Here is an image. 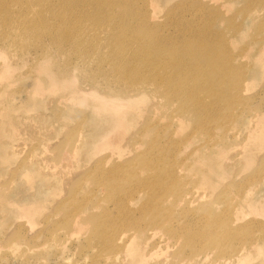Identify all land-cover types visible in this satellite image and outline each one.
<instances>
[{
    "label": "bare ground",
    "instance_id": "obj_1",
    "mask_svg": "<svg viewBox=\"0 0 264 264\" xmlns=\"http://www.w3.org/2000/svg\"><path fill=\"white\" fill-rule=\"evenodd\" d=\"M52 1L38 0L39 9L30 15L32 23L17 22L9 19L10 15L4 16V23L20 41L16 37L11 39L9 47L5 37H0V57L3 58L0 95L8 100V88L25 75L31 79L28 86L20 89L26 92V97L35 100L43 97L46 91L53 98L58 96L56 103L62 100L81 105L90 103L99 120L103 117L110 122L109 127L106 125L108 128L104 129L103 126V130L101 127L95 137L92 149L95 162L89 170L83 166L71 171V159L65 161L60 153L55 156L60 164L54 161L58 166L49 163V167L56 170L61 167L63 188L69 195L83 191L81 178L88 176L99 184L98 189L104 191L108 185L109 191L114 192L113 195L108 193L109 198L116 194L117 199L128 206L121 205L122 211L117 210L115 214L104 207V215L95 226V234L102 246L113 251L112 263L152 264L151 259L156 258L153 264H245L252 259H259L264 264V200L256 195L259 193L256 187L264 184V111L252 110L246 102L248 99L243 98L247 89L241 71L243 67L238 69L237 65H247L243 62L246 54L235 55L225 48L227 43L223 46L225 42L222 44L218 39V45L210 42L214 38L211 39L208 32V28L213 27V17L209 14L212 21L208 18L209 22L199 26L198 39L195 37L192 42L194 37L190 39L184 35L188 33L184 27L181 29L185 31L179 30L183 34H176L175 40L168 38L172 35L165 38L168 31H163L165 37L155 35L154 31L161 24L149 10L146 16L138 12L140 14L134 18L127 17L126 13V16L116 13L123 3L119 0H55L56 5L50 6L48 3ZM256 1L264 11V0ZM226 3L228 5L230 0ZM85 5H89L90 10L81 12ZM18 7L25 8L21 4ZM67 8L75 9V12H61ZM260 15L257 9L250 12L255 23ZM83 17L88 18L87 22L81 21ZM106 23L113 26L114 40L115 35L119 39L130 30L134 33L129 43H115L116 54L109 46L112 51H108L113 53H107L109 58L107 54L104 58L102 51L96 56L98 49L83 46L84 33L74 32L91 27L93 29L88 30L99 35L101 30L94 28H102ZM240 24L239 28L243 27ZM43 36L50 39L43 42ZM112 39L110 42L114 43ZM258 43L259 49L252 57L253 65L264 68V43ZM31 44L37 48V56L28 54L24 57L16 51L21 45L22 53H30ZM130 44L132 50L127 52ZM73 55L77 56L71 60ZM30 59L33 62L30 71L34 75L16 74L14 64ZM79 78L90 87H83ZM209 96H213L211 100ZM147 101L161 114L156 116V121H153L154 117H148L149 120H145L148 124L145 123L141 130L142 123L139 124L136 130L140 138L138 136L139 140H136H145L147 136L150 139L143 141L147 142L144 148L141 141L131 149L136 136L128 134L134 118L130 115L141 116V108H138ZM245 102L251 109L238 110L237 106ZM4 116L9 118L10 115ZM248 116H252L254 122L251 126L248 124L245 134L235 130L234 127L243 124ZM225 118L229 121L224 122ZM8 122L4 123L6 127L17 130L16 123L9 119ZM190 123L193 126L191 132L183 134ZM161 135H167V143L160 142ZM79 136L72 142L75 147L80 141ZM234 139H239L241 146L231 151L229 141ZM128 142L130 149L125 148ZM252 168L250 174L240 178L243 171ZM87 202L88 197L80 202L77 221L80 219L81 224L97 220L93 212L85 214L86 220L82 219L89 204L92 209L101 208L103 204L89 203L87 206ZM258 202L261 207L256 206ZM119 219L118 226L124 229L118 232L111 220L116 224ZM109 229L114 231L109 232ZM161 249L166 251L159 254L160 258L157 252Z\"/></svg>",
    "mask_w": 264,
    "mask_h": 264
},
{
    "label": "rangeland",
    "instance_id": "obj_2",
    "mask_svg": "<svg viewBox=\"0 0 264 264\" xmlns=\"http://www.w3.org/2000/svg\"><path fill=\"white\" fill-rule=\"evenodd\" d=\"M119 1L120 3H123L121 5L122 7H119L118 12L115 11L116 13H119L122 16H126V13L127 17L133 18L140 14L138 12H141L145 16L149 14V12L150 15L155 14L156 22L161 24V27L158 26L157 30L154 31L155 35H164L163 37H165L163 31H165V33L168 31L166 33L168 35H166L165 38H167L169 35H172L173 37H168L171 40L172 38L173 40H175L177 36L176 34H183V31L186 30V32L188 31V33L184 35H188L190 39L194 37V40H191L192 42H194L195 37L196 39H198L197 32L200 30L198 29L199 26H203L205 23L209 22L208 18H210L211 22L212 16L213 27H209L208 32L210 35H212L211 39H214L210 42L215 46L218 45L217 42L222 41V44L225 42L223 46H225V44L227 43L225 48L229 49L235 55H239V53L240 55L246 54V56L243 58L245 61L243 62L247 63V65H237L238 69L240 67H243L242 70H240L243 72L242 74H244L243 76L247 89V91L243 93V98L248 99L246 102L249 103V106L252 108V110L254 108V111L257 109H259L260 111H264V68H257L255 65H253L252 58L259 49L258 47L260 46V44L258 42L260 41L261 44L264 43L262 40L264 39V11L262 10V6H260L256 0H230V3H228V5L226 3L228 2V0ZM125 2L131 5V9ZM124 3L126 5H124ZM19 4L23 5L25 8L19 9ZM48 4L50 6H55L56 1L53 0ZM3 8L8 9L9 12L6 13ZM125 8H127L126 10L128 12L125 10ZM142 8L144 9V11ZM37 9H39L38 0H19L18 4L13 0H0V37H5V39L8 41L9 47V41L11 39L14 40L15 37L19 41L20 39L19 37L15 36L14 32H12L6 26V23H4V16L10 15L9 19L17 22L27 21V23H32L31 19L33 17H31L30 19V15L32 16L34 14L33 11L35 12ZM252 9H257L258 14H261L256 23L253 17L251 18L250 16V12ZM65 10L68 14L75 12V9L70 10L68 8L62 9L61 12L63 13ZM81 10H83L81 12H88L87 10H90V7L89 5H85L81 7ZM91 11H95L94 8H91ZM209 11L212 12L213 15L211 13H208ZM169 12H171L172 14ZM208 14L211 16L208 17ZM177 18L182 21L180 22ZM86 19L88 18L83 17L81 21L87 22ZM253 21L255 24L253 23ZM239 24L241 26L243 25V27H240L241 29L239 28ZM103 26L102 28L104 31L102 30L101 26H99L98 29H95L97 27L94 28V30H101L99 31V35H96V33H92L91 31H89V28L91 30L93 29L91 27H85L78 31L74 30V32L79 35H82V32L84 33V41L82 43L84 47L93 50L98 49V52L96 51V56H100L103 53V57L106 58L107 53H109V55H113V53L116 54V52H114V50L117 48V45H115V43H118V45L123 44L126 43V41L128 42L134 38V33L132 30H130L127 32V35H124L125 38L120 36L118 37L123 41L117 39L118 35H115L113 37H116L114 40L112 39V32H114V29L112 28L113 26H109L108 23H106V25L104 24ZM165 26L170 27L166 28ZM177 26L180 29H177ZM183 27L185 30L181 29ZM176 29L178 30V32ZM170 30H172L173 32H171ZM179 30H183L181 31L182 33ZM140 31L144 32L143 29H141ZM157 31H159V33ZM214 32H216L215 34L217 36L214 34ZM101 36L104 38V40ZM219 36H222L223 38H219ZM110 38L114 43L110 42ZM48 39H50L49 36H43V42ZM97 41H100V45L97 43ZM142 42L143 40H141V43ZM139 43L140 41L137 42V44ZM221 43H219V45ZM97 45H99L100 47ZM20 46L16 49V51L21 56L26 57L28 56V54L37 56V54L35 53V50L37 48H35L34 44H31V46L29 47L30 53H22V49H20ZM101 46L103 47V49ZM109 46H111L110 48L113 49V51L109 48ZM128 48L129 49L127 50V52H130L132 50L131 44ZM108 50H111L113 53L109 52ZM100 51H102L101 54ZM109 55L107 54V58L111 57ZM76 56L77 55H73L70 57V59L72 60L76 58ZM2 59L3 58L0 57V63ZM75 61L79 62L77 60ZM32 64V59H30L26 63L19 62L17 64H14L15 73L18 74L20 72L25 73L29 76L34 75V72L30 71ZM250 64L252 68L250 67ZM106 67H108V64H106ZM30 80V77L27 78L24 75L19 82L15 83L14 86L12 85L8 88L10 91L6 89L5 91L8 90L7 93L9 94L8 100H5L4 95H0V112L1 110H3V114H0V125H3L0 126V264H113L112 258H110L113 251H109L102 246L103 244H101L95 234V226L98 220L101 219L104 215L105 208H110L111 213L115 214L117 210L122 211L121 205H124L125 207L128 206L119 201L116 197V194L114 195V197L109 198L108 193L113 195L114 192L109 191L108 185L106 189H104V191L98 189L99 184L92 182L88 176L81 178L80 186H84V190L77 192V194L74 196L69 195L67 194V190L63 188L64 185L62 181V175L59 173L61 167L57 168V170L49 167L50 164H60L59 159H55L57 153H60L61 155H64L62 156L65 157V161H68L66 160L68 158L71 159V163H69L71 164V171L75 172L77 170H80L83 168V166L89 170V168H91V166L95 162V159L92 158V153L95 145V137L101 132V130H103V126L104 129L107 126L109 127L110 122L103 117H100L99 120V117L95 116L96 113L94 112L93 107L90 105V103L81 105L72 102L64 103V100H62L58 101V104L56 103V99L58 98V96L53 98L46 91L44 93V96L40 97L41 99L37 98L34 100L29 96L26 97V92L24 93L20 89L22 87L24 88V86H28ZM81 81L82 79H80L79 82L80 84H83V87H90L87 86L86 82L81 83ZM211 97L213 96H209L208 99L211 100ZM246 102L242 104L245 105L243 106L245 109L240 104L237 106L238 110L241 109L247 111L250 107L248 106V104H246ZM150 103L151 102L147 101V103L145 102V105L141 104L139 106L138 109L141 108L140 112H142L141 116L140 114H137V116L136 113L130 115L134 118L132 119L133 126L132 128H130V131H128V134H131L129 136L136 137L135 139H133V142L135 144L132 142V140L129 141L130 143H133H131V145H133L131 146L132 148L129 146L130 144L128 142L125 145L126 149H133L136 143H141V141V147L144 148L146 146L145 143L147 144L148 139H150L147 136L148 139H140L141 141H138V136L140 138V134L136 130L140 127L139 124L142 123V125L140 124L141 127L139 128L141 130L142 126H144L146 123L145 120H149L150 116L151 118L154 117L153 121H156L157 117H159L157 115L161 114L158 109L155 110L153 107H150ZM6 108L8 109L6 110ZM5 114L7 116L10 115L8 116L9 118L5 117ZM251 117L252 116H248L247 120L243 124H240L239 126L237 124L234 129L240 130L241 133L245 134L248 124H250L249 126L253 125L254 120L253 117L252 119ZM8 119L11 121V123L14 122V124L16 123L18 125L17 126L15 124V127H17L18 131L13 128L6 127L7 125L5 124L9 123ZM165 120L167 121L169 120V118H165ZM223 121L227 122L229 120L225 118L223 119ZM164 124L167 125L169 123ZM214 124L215 123L213 122L212 125L214 126ZM101 127L102 129L100 130ZM188 127L189 128H186V130H184L183 134L191 132L193 127L191 123L190 126L188 125ZM80 129L83 131H81ZM5 130H8V132ZM34 131L35 134H33ZM132 131H135L134 134ZM79 132H81V134ZM152 132L151 134H153ZM233 135L236 136L235 134ZM78 136L80 138V141L78 142L79 144L77 143L78 146L75 147L74 143L72 142ZM136 138L138 140H136ZM146 140L147 142H143ZM167 141V135H161L160 142L162 144H165L167 143ZM229 142L231 143L232 147L231 151H234L236 148L241 146L239 145V139H234L233 141L231 140ZM252 171L253 168L243 171L240 178L250 174ZM256 188L259 191V193L256 195H258L260 199L262 198V200H264V184H260ZM85 197H88L87 206L89 203L103 204L100 205L101 208L97 207L95 209H92L91 204H89V206L84 209L82 217H84L85 214H90V212H93L95 218L97 217V220L95 221L94 219L89 221L88 224H81L80 219V222L77 221V219L78 214H80L79 206L82 205L80 204V202L84 200ZM112 198H114L113 201H111ZM105 200L110 201V203H106ZM256 206L261 207V205H259V202L256 203ZM82 219L86 220V217ZM76 221L77 225H74ZM119 221L120 219L115 224V222L111 220L114 230L117 227L118 232L124 229V227L119 228ZM114 230L109 229L108 231L113 232ZM162 251L166 250L161 249L160 251H158L157 257L159 256V254L163 253ZM170 251L172 252L173 250ZM152 261L153 263H155L157 259L152 258L151 263ZM262 263L263 262L259 259H252L245 264Z\"/></svg>",
    "mask_w": 264,
    "mask_h": 264
}]
</instances>
